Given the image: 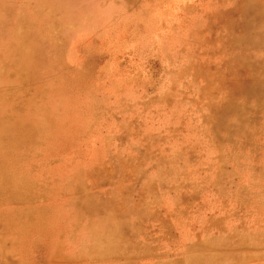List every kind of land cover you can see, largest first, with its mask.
I'll list each match as a JSON object with an SVG mask.
<instances>
[{
	"label": "rangeland",
	"instance_id": "obj_1",
	"mask_svg": "<svg viewBox=\"0 0 264 264\" xmlns=\"http://www.w3.org/2000/svg\"><path fill=\"white\" fill-rule=\"evenodd\" d=\"M262 35L264 0H0V264H264Z\"/></svg>",
	"mask_w": 264,
	"mask_h": 264
},
{
	"label": "bare ground",
	"instance_id": "obj_2",
	"mask_svg": "<svg viewBox=\"0 0 264 264\" xmlns=\"http://www.w3.org/2000/svg\"><path fill=\"white\" fill-rule=\"evenodd\" d=\"M259 40H260V44H262L263 45V47H264V35H262L261 37H259L258 38ZM237 49H239V45H236L235 46ZM240 50V49H239ZM249 91H251V90H249ZM254 91H255V88H254ZM256 91H259V89H257ZM5 107V106H4ZM3 110H13L12 108H3ZM7 119H1L0 120V124H3V123H5V121H6ZM13 124V123H12ZM15 126H17L16 124H13V127L14 128H17L18 129V127H15ZM8 129V128H7ZM6 129V130H7ZM0 130H1V128H0ZM19 130V129H18ZM18 130H15V133H13V134H15V135H17L18 133H20V131H18ZM1 133V132H0ZM8 134V133H7ZM10 135H11V133H10ZM12 142H13V139H11V140H7V146L8 145H10V144H12Z\"/></svg>",
	"mask_w": 264,
	"mask_h": 264
}]
</instances>
